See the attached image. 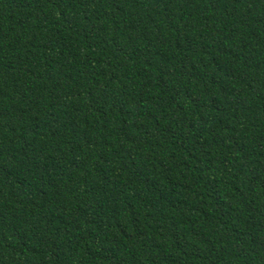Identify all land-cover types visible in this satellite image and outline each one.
Instances as JSON below:
<instances>
[{"label":"trees","instance_id":"trees-1","mask_svg":"<svg viewBox=\"0 0 264 264\" xmlns=\"http://www.w3.org/2000/svg\"><path fill=\"white\" fill-rule=\"evenodd\" d=\"M0 264H264V0H0Z\"/></svg>","mask_w":264,"mask_h":264}]
</instances>
